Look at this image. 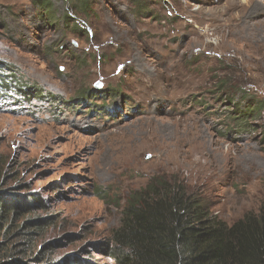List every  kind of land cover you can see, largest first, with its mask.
Wrapping results in <instances>:
<instances>
[{
  "label": "rangeland",
  "instance_id": "1",
  "mask_svg": "<svg viewBox=\"0 0 264 264\" xmlns=\"http://www.w3.org/2000/svg\"><path fill=\"white\" fill-rule=\"evenodd\" d=\"M74 6L54 1L48 26L30 0H0V64L65 103L0 104V194L43 203L16 228L52 221L0 246L31 263L112 264L96 248L157 179L228 225L257 213L264 113L234 118L264 103V0Z\"/></svg>",
  "mask_w": 264,
  "mask_h": 264
},
{
  "label": "trees",
  "instance_id": "2",
  "mask_svg": "<svg viewBox=\"0 0 264 264\" xmlns=\"http://www.w3.org/2000/svg\"><path fill=\"white\" fill-rule=\"evenodd\" d=\"M54 1L30 0L46 18L48 26L54 23ZM62 1L73 5V9L78 3L79 9L84 11L87 0ZM66 19L69 25L70 20ZM2 102L65 104L57 97L28 88L18 71L0 64V104ZM251 106L246 105L249 112L246 117L241 114L234 118L240 122L239 126H244L249 116L264 113V103L251 102ZM36 207H43L37 197L16 200L0 194V238L7 239L18 229L40 231L52 224L51 219L34 220L16 228L18 216L29 215ZM14 249L0 246V264H74L67 258L45 261V257L31 263L20 258L21 250ZM96 251L108 257L112 264H264V202L257 213H248L228 225L212 216L198 198L187 195L183 187L157 179L134 193L122 210L119 226L111 231L103 248Z\"/></svg>",
  "mask_w": 264,
  "mask_h": 264
},
{
  "label": "bare ground",
  "instance_id": "3",
  "mask_svg": "<svg viewBox=\"0 0 264 264\" xmlns=\"http://www.w3.org/2000/svg\"><path fill=\"white\" fill-rule=\"evenodd\" d=\"M146 140H148V139L145 138L143 141H146ZM143 144H144V143H143ZM145 144H146V143H145ZM142 146H143V145H142ZM146 146H148V143L145 145V147H146ZM139 147H140V146H139ZM139 147H138V149H139ZM154 147H155V145H152V144H151L150 148H154ZM133 150H134V149H133ZM133 150H131V152H130L129 154H131ZM129 154H128V157H129ZM133 158H134V157H133ZM129 160H130V159H127V160H126V163H127V164H129V163H128ZM131 162H132V160L130 161V163H131Z\"/></svg>",
  "mask_w": 264,
  "mask_h": 264
},
{
  "label": "water",
  "instance_id": "4",
  "mask_svg": "<svg viewBox=\"0 0 264 264\" xmlns=\"http://www.w3.org/2000/svg\"><path fill=\"white\" fill-rule=\"evenodd\" d=\"M95 88L96 89H100L101 88V84L100 83L95 84Z\"/></svg>",
  "mask_w": 264,
  "mask_h": 264
}]
</instances>
